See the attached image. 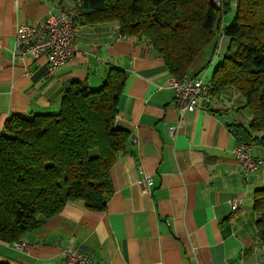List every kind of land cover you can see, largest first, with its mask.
<instances>
[{"label":"crops","instance_id":"crops-1","mask_svg":"<svg viewBox=\"0 0 264 264\" xmlns=\"http://www.w3.org/2000/svg\"><path fill=\"white\" fill-rule=\"evenodd\" d=\"M59 7V0H0V133L12 114L56 113L71 82L95 87L109 67H117L128 80L115 124L128 131V148L113 165L106 209L68 202L21 238L24 248L0 240V262L64 264L63 251L71 247L103 264H264L256 225L261 212L253 198L264 182V165L246 176L233 153L230 125L248 123L236 116L232 97L226 93L180 112L160 55L122 36L117 25L86 24L78 14L80 50L54 73L44 57L15 53L17 25L37 24ZM211 44L189 76L211 77L219 63L217 40ZM253 153L264 157L259 145ZM143 173L153 178L147 190L139 184ZM233 197L239 198L235 210Z\"/></svg>","mask_w":264,"mask_h":264},{"label":"trees","instance_id":"trees-1","mask_svg":"<svg viewBox=\"0 0 264 264\" xmlns=\"http://www.w3.org/2000/svg\"><path fill=\"white\" fill-rule=\"evenodd\" d=\"M71 3L66 9L62 4ZM227 0H59L86 24L112 23L121 35L147 44L172 77L196 75L207 45L217 40ZM229 46L210 81L214 99L228 93L248 125L233 122L237 143L264 149V0H238L224 28ZM211 62L212 57L209 58ZM127 73L109 67L98 88L80 80L64 90L56 113L12 114L0 133V240L20 241L71 201L106 209L114 192L112 168L126 153L128 131L115 124ZM253 149V148H252ZM264 240V182L253 192ZM0 264H8L0 262Z\"/></svg>","mask_w":264,"mask_h":264},{"label":"built area","instance_id":"built-area-1","mask_svg":"<svg viewBox=\"0 0 264 264\" xmlns=\"http://www.w3.org/2000/svg\"><path fill=\"white\" fill-rule=\"evenodd\" d=\"M212 1L217 7H221L223 0ZM76 15L67 13L59 7L50 10L46 18L37 24H18L15 31V53L29 55L35 60L44 57L48 71L54 73L59 66L72 60L80 50L74 30ZM167 85L174 91L180 112L195 110L203 103L209 105L214 100V86L204 78L186 74L181 78L171 77ZM252 148V145L237 143L233 150L246 176L264 165V157L255 155ZM152 181L151 175H145L140 177L139 184L147 190ZM230 203L235 210L239 205V198L233 197ZM12 244L19 248L25 247L21 240ZM63 262L64 264H103L95 260L92 255L71 247L63 251Z\"/></svg>","mask_w":264,"mask_h":264},{"label":"rangeland","instance_id":"rangeland-1","mask_svg":"<svg viewBox=\"0 0 264 264\" xmlns=\"http://www.w3.org/2000/svg\"><path fill=\"white\" fill-rule=\"evenodd\" d=\"M237 1L238 0H227V3H228L227 4V10L224 13L222 20H221L222 26L226 27L232 23V21L235 17L236 11H237ZM210 45H212V48H213V44H210ZM228 46H229V37L224 34V28H223L220 30V33L218 34V37H217V50H216V52H219V61L222 59L223 55L227 51ZM210 79H211V77L210 78L206 77L205 81L213 85V83L210 81ZM101 85L102 84H100V85L97 84L93 88H98ZM235 111H236L237 117L241 118L245 123H249L250 115H249L248 109L245 108L239 112L235 109ZM235 111H231V112L235 113ZM145 175H151V174H149V173H143L142 174V176H145Z\"/></svg>","mask_w":264,"mask_h":264}]
</instances>
